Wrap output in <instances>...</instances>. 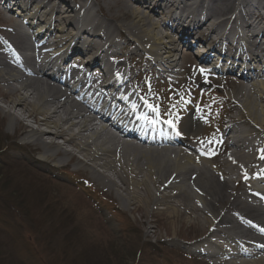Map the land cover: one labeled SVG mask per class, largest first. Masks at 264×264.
Returning a JSON list of instances; mask_svg holds the SVG:
<instances>
[{
  "label": "bare ground",
  "instance_id": "6f19581e",
  "mask_svg": "<svg viewBox=\"0 0 264 264\" xmlns=\"http://www.w3.org/2000/svg\"><path fill=\"white\" fill-rule=\"evenodd\" d=\"M56 1L58 3L54 4ZM82 1L29 0L26 8L22 9L23 18L18 15L17 19L6 18L12 26L6 29L0 41V85L3 86L0 87V97L7 106L5 111L10 116V127L17 130L32 118L38 126L26 132L29 144L43 148L56 147V155L63 153L71 159L76 157L77 152L82 156V163L97 161V166L104 171L98 174L95 169H91L92 174H97L99 180L109 186L114 183L107 172L120 176L126 187L124 192L128 205L145 198L150 207L153 204L164 205L166 208L161 209V213L173 219L180 217V209L195 220L202 219L205 225H210L212 237L222 236V240L227 242L221 240L218 245L209 243L202 251L215 245L220 251L219 255L226 257L229 264H264V237H260L264 235V229L258 225L264 219L261 215H255L256 207L262 206H249L251 194L256 195L257 180L264 183V159L261 161L264 157V75L254 81L249 75L254 62L263 65L264 33H256L253 38L246 35L248 44L242 36L238 37L240 42L236 44L240 48L248 46L244 49L246 54L240 48L231 52L233 43L226 33L227 28L240 24L249 31L254 30L255 26L262 31L264 0H159L155 3L152 0H128L114 12L111 8L114 2L108 0L111 5L108 11L116 13L114 17L121 14L132 19L131 22L125 20L122 23L113 20L114 25L109 23V18H101L95 13V8L101 10L97 0ZM1 2L4 5L7 1ZM160 2H164L163 5ZM63 4H67L65 11L59 9ZM162 8L169 15L180 10L184 16L178 19L172 14L162 20L164 24L160 25L154 15L157 9ZM200 11L209 13L204 21L198 14ZM184 17L193 24H202V28L207 30V38L214 43L228 41L225 54L215 48L213 57L205 51H192L195 58L198 56L202 62L198 61L199 67L201 64L208 66L206 71L195 66L188 76L178 71V52L181 46H188L189 49L194 46L188 45L185 40L188 32L183 29L179 34L174 24H170L182 22ZM80 23L83 24L82 28H79ZM37 25L41 29L35 32L34 27ZM52 26L57 29V35L51 33ZM160 26L165 27V33L160 30ZM77 29L81 32H77ZM118 31L125 35L136 51L127 49L128 42L122 41ZM49 34L51 37L48 42L41 40ZM118 36L119 39L116 38ZM25 38L29 41L26 42ZM81 38L85 39L83 46L79 42ZM203 42L204 38L198 39L195 48L204 46ZM138 51L145 53L151 59L152 66H157L163 74L172 77L176 74L178 79L196 78L201 80L202 85H218L220 77H215L212 82L210 78L211 74L223 70L219 63L231 65L233 61L235 63L238 58L244 57L250 60L238 67V71L244 75L238 82L245 81L248 84L238 83L237 89L228 93L239 108V116L230 118L224 125V140H227V144L215 151L212 149V152L199 145L202 139L196 134L200 132L202 122L199 115L192 114L180 125V129L189 135L188 140L182 137L175 141L154 138L160 135L161 130L153 128L156 123H151L149 136L139 140L138 147L146 151L128 147L130 142L125 140L128 137L126 132L119 126V121L111 123L110 112L117 108L129 120L138 111L151 116L136 101L134 92L125 91L124 97L119 93L130 73L129 68L124 72L119 71L124 65L122 57L127 53L128 57L136 55ZM119 52L121 56L116 57L120 55ZM60 58L64 64H72L68 67L64 64L59 66ZM49 66L61 67L67 77L60 80L53 76ZM209 69L212 72H207ZM54 82L62 83L63 86ZM35 115H41L42 118L37 120ZM107 127H111L112 134L117 137L111 136ZM54 138H64V146H72L75 152L60 147ZM176 143L185 146L172 150L176 148ZM214 143L210 142L209 145L213 148ZM228 150L231 152L228 153ZM6 151L0 149V155L6 156ZM55 154L47 155V159L55 161ZM221 156L225 157L219 160ZM257 163L262 166L258 169L261 170L259 176H249L246 190L243 193L238 190L233 198L232 191L244 185V178ZM188 172H192V176L187 175ZM195 173L199 175L193 176ZM128 185L133 186L134 190L129 189ZM165 190L173 195L162 194L161 198L156 195ZM238 219L241 222L236 224ZM220 225L222 229L218 228ZM204 243H207V238ZM243 257L254 259L249 262L238 260Z\"/></svg>",
  "mask_w": 264,
  "mask_h": 264
},
{
  "label": "rangeland",
  "instance_id": "374dc122",
  "mask_svg": "<svg viewBox=\"0 0 264 264\" xmlns=\"http://www.w3.org/2000/svg\"><path fill=\"white\" fill-rule=\"evenodd\" d=\"M97 1L101 7L99 15L109 18L110 24L132 21L131 16L119 14L114 17L116 13H109L111 5L108 0ZM126 1L113 0L112 12ZM59 9L66 8L62 5ZM3 11L0 8V41L6 29L12 26L6 20L12 16ZM168 16L171 15H162L157 10L154 19L162 25V20ZM160 27L165 33V27ZM179 28L182 30L183 26ZM194 32H190L193 37L188 38L193 40V44L195 38L204 35V43H210L206 29ZM120 36L128 42L124 34ZM134 49V46L128 48L133 52ZM192 51L198 53L197 48L186 46H181L178 52L177 68L187 76L198 66L199 58L196 59ZM142 53L130 58L127 53L122 57L125 66L120 69L125 70L128 66L132 69L128 88L136 90L138 97L141 93L149 104L158 109L157 115L164 121H171V125L179 126L188 117V111L200 115L202 127L196 135L208 142L219 140L226 122L239 116V108L228 93L237 89L238 83L247 84L238 82L237 77L221 80L218 85H202L201 80L190 77L179 80L164 78ZM5 110L7 106L0 97V144H3L2 150H7L6 156L0 155V264H229L199 251L204 238L213 235L210 225H205L202 219L195 220L181 209L180 217L173 219L161 213V209L166 208L164 205L153 204L151 210L145 198L128 205L124 192L126 187L120 176L107 172L114 185L101 182L92 171L95 169L99 174L104 169L97 166V161L80 162L82 156L72 146H64V138L54 139L60 147L74 150L76 157L73 159L63 153L56 155V147L29 144L26 132L38 125L29 118L15 130L10 127V116ZM35 118L38 120L42 116L35 115ZM184 136L189 137L188 134ZM128 145L132 150H144ZM216 147L214 144L213 150ZM53 153L56 160L47 159V155ZM192 174L187 173L189 176ZM198 175L195 173L193 176ZM128 187L134 190L133 186ZM238 188L232 191V197L238 190L241 192ZM162 194L173 195L166 190L156 195L161 198ZM218 228L222 229V226ZM243 259L249 262L254 258L238 260Z\"/></svg>",
  "mask_w": 264,
  "mask_h": 264
},
{
  "label": "snow or ice",
  "instance_id": "6c2138e0",
  "mask_svg": "<svg viewBox=\"0 0 264 264\" xmlns=\"http://www.w3.org/2000/svg\"><path fill=\"white\" fill-rule=\"evenodd\" d=\"M148 107L151 108L153 111H157L158 112V109L155 106L149 104ZM169 123H171V121H169ZM172 126L175 127L174 124Z\"/></svg>",
  "mask_w": 264,
  "mask_h": 264
},
{
  "label": "trees",
  "instance_id": "16d2710c",
  "mask_svg": "<svg viewBox=\"0 0 264 264\" xmlns=\"http://www.w3.org/2000/svg\"><path fill=\"white\" fill-rule=\"evenodd\" d=\"M3 147V144H0V149Z\"/></svg>",
  "mask_w": 264,
  "mask_h": 264
}]
</instances>
